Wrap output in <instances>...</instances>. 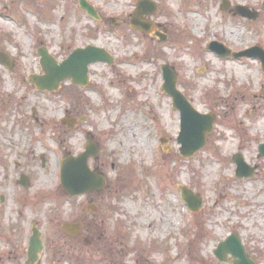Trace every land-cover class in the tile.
Masks as SVG:
<instances>
[{"label":"rangeland","instance_id":"374dc122","mask_svg":"<svg viewBox=\"0 0 264 264\" xmlns=\"http://www.w3.org/2000/svg\"><path fill=\"white\" fill-rule=\"evenodd\" d=\"M88 1L99 19L78 0H0V54L12 60L0 63V148L26 160L34 186L48 189L21 205L12 184L0 187L8 202L0 204V264H27L34 219L46 246L36 264H230L214 250L232 233L264 264V70L257 58L208 49L213 41L232 51L264 48V0H156L149 33L130 24L137 0ZM237 4L258 16H241ZM87 45L105 48L113 62L91 64L87 86L68 79L56 91L37 90L39 48L60 62ZM166 63L192 104L216 118L188 159L177 141L180 113L162 90ZM88 140L99 147L90 167L106 185L70 198L58 159L78 156ZM236 153L256 168L253 177H236ZM6 177L0 168V182ZM181 186L202 195L200 210L185 204ZM69 221L81 222L78 236L63 228Z\"/></svg>","mask_w":264,"mask_h":264},{"label":"water","instance_id":"95a60500","mask_svg":"<svg viewBox=\"0 0 264 264\" xmlns=\"http://www.w3.org/2000/svg\"><path fill=\"white\" fill-rule=\"evenodd\" d=\"M80 4L92 16L99 17L94 6L87 0H80ZM156 3L152 0H140L137 12L141 18L132 21L134 25L150 31L152 25L145 23L141 19L144 15L150 14L156 10ZM228 7V3L223 5V8ZM237 12L242 16L254 18L257 12H251L249 8L238 6ZM160 35V33H157ZM165 39V36H161ZM209 48L216 51L222 56H228L230 49L225 47L222 43L212 42ZM41 56V64L45 74L32 76V81L37 84L40 90H56L61 81L71 78L72 82L77 85H86L89 82V64L97 61H107L112 63L113 57L104 49L94 45L80 47L75 49L67 59L61 63H57L56 59L48 53L46 49L39 51ZM237 57L242 55L259 57L264 66V50L259 47L235 53ZM0 61L5 64H10L5 55L0 56ZM163 75L165 82L163 89L167 94L171 95L174 100V107L179 109L181 114V132L178 141L181 143V154L184 157L193 156L198 150L203 148L208 140V134L212 133L215 116L213 114H203L199 112L178 88V73L174 66L164 64ZM262 155H264V143L259 148ZM98 153V148L90 143L86 147V151L79 157H70L66 160L62 172V184L72 195L81 194L95 189L103 188L105 179L100 174H96L90 170L88 165V158L91 155ZM237 164L236 175L252 176L254 174V167H251L244 159L242 154H235L232 159ZM182 194L193 210H198L202 207L203 198L199 194H195L193 190L182 187ZM76 228L78 225H74ZM42 249V243L38 238L36 231L31 237L28 257L29 261L34 262L37 259L38 252ZM217 257L226 261L229 254L234 257L232 264H256L254 260L248 257L245 246L241 238L237 234H231L224 241L220 242L215 249Z\"/></svg>","mask_w":264,"mask_h":264},{"label":"flooded vegetation","instance_id":"af4514ba","mask_svg":"<svg viewBox=\"0 0 264 264\" xmlns=\"http://www.w3.org/2000/svg\"><path fill=\"white\" fill-rule=\"evenodd\" d=\"M8 157L9 154L5 152V149L2 150V148H0V168H2L4 173L7 175L6 179L0 182V187L2 189H6L7 186H9V184H12L13 187H15V194L13 197L14 204H21V205L31 204V203L35 204L37 194L46 193L48 189L43 187L44 190H41L40 188L41 186H37V187L34 186V181H33L34 177L33 174L30 173V170L27 169L26 160H24V163H21L18 159H16L13 156H12L13 157L12 160ZM30 163H32V160H30ZM11 175L13 176L12 180L9 179ZM7 203L8 202L6 200V196L3 193H1L0 204H7ZM80 211L81 209L78 206L75 212L79 213ZM77 218H78V214L77 215L75 214V218L73 220L76 221ZM75 221H71V222H75ZM37 224L38 222L35 219L32 220L31 222L32 233L34 231V228L38 229ZM79 234L80 233H74L73 231L70 232V235L75 237L78 236ZM40 236H44V234L42 233Z\"/></svg>","mask_w":264,"mask_h":264}]
</instances>
